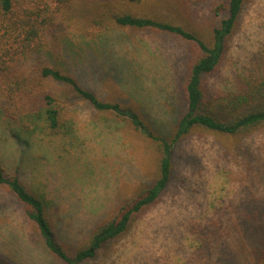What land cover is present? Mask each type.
Here are the masks:
<instances>
[{
	"label": "rangeland",
	"instance_id": "1",
	"mask_svg": "<svg viewBox=\"0 0 264 264\" xmlns=\"http://www.w3.org/2000/svg\"><path fill=\"white\" fill-rule=\"evenodd\" d=\"M224 1L115 4L167 18L208 38L225 17L215 12ZM108 2L113 0H78L73 19L58 28L43 60L68 70L101 99L132 106L156 134L168 137L185 107L190 45L166 33L115 26L87 38L88 26ZM263 45L264 0H248L221 67L205 77L209 101L235 87ZM49 87L67 107L68 133L25 135L0 113V155L9 170L20 168L31 190H44L49 213L72 252L101 218L156 178L159 154L127 123L97 113L85 102L67 101L57 83L50 81ZM174 162L172 179L158 202L134 218L127 234L83 264H249L240 251L246 242L241 220L250 209H255L254 221L264 217V131L248 137L191 134L176 146ZM218 230L219 240L208 236ZM34 231L26 207L0 188V256L13 264H62ZM244 247L247 253L249 247Z\"/></svg>",
	"mask_w": 264,
	"mask_h": 264
},
{
	"label": "trees",
	"instance_id": "2",
	"mask_svg": "<svg viewBox=\"0 0 264 264\" xmlns=\"http://www.w3.org/2000/svg\"><path fill=\"white\" fill-rule=\"evenodd\" d=\"M142 1L113 0L103 4L101 13L88 26L86 37L95 38L109 26H115L166 33L190 45L192 57L183 85L185 107L168 137L156 134L132 106L101 99L68 70L43 60L42 54L49 51L58 28L73 19L78 0H55V4L47 0H0V113L4 118L19 126L25 135L33 136L45 130L51 135L67 134L70 127L67 107L51 92V81L64 88L67 101L85 102L97 113L127 123L135 133L149 139L159 154L156 178L131 199L119 202L113 214L101 218L84 243L72 252L49 213L50 202L44 190H31L23 182L20 168L9 170L0 155V188L26 207L35 235L62 264L91 261L107 244L130 231L134 218L156 204L166 191L176 168V146L184 138L197 132L248 137L264 131V45L246 64L232 90L220 92L209 101L205 83V77L214 75L221 67L248 0L220 3L215 12L225 17L208 38L167 18L141 15L115 4ZM255 218V209H250L245 220H241V233L246 242L240 251L245 253L249 264H264V217L259 222ZM208 236L219 240L222 232L218 230ZM206 242L205 247L210 241ZM244 244L249 247L247 253ZM0 264L13 263L0 256Z\"/></svg>",
	"mask_w": 264,
	"mask_h": 264
}]
</instances>
